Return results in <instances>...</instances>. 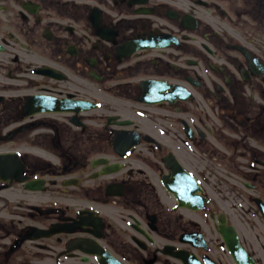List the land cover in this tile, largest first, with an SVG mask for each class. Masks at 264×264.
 I'll use <instances>...</instances> for the list:
<instances>
[{"label":"flooded vegetation","instance_id":"obj_1","mask_svg":"<svg viewBox=\"0 0 264 264\" xmlns=\"http://www.w3.org/2000/svg\"><path fill=\"white\" fill-rule=\"evenodd\" d=\"M0 264H264V0H0Z\"/></svg>","mask_w":264,"mask_h":264}]
</instances>
